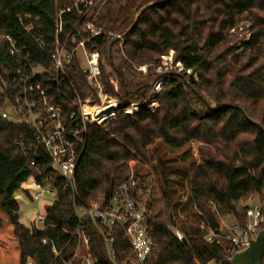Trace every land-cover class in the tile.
Wrapping results in <instances>:
<instances>
[{
    "label": "trees",
    "instance_id": "1",
    "mask_svg": "<svg viewBox=\"0 0 264 264\" xmlns=\"http://www.w3.org/2000/svg\"><path fill=\"white\" fill-rule=\"evenodd\" d=\"M85 2L0 0L2 31L29 51L30 62L52 70L48 90L52 102L61 105L66 115L76 110L75 93L86 98L91 86L77 62L66 69V76L53 69L33 36L50 45L59 29L61 40H86L87 48L100 53L108 89L112 90V80L118 81L119 89L114 94L118 103L115 119L86 126V143L76 172L78 194L59 184L57 198L46 207L43 229L20 221L15 200L21 184L36 173L17 143L32 137V129L0 114V264H81L75 257L78 239L71 234L80 226L76 207L100 196L108 199L117 185L147 176H133L131 162L149 161L161 144L176 150L195 143L213 150L202 162L184 169L190 202L210 227L220 226V216L239 217L236 210L245 207L241 200L251 195L264 202V0ZM152 3L157 4L140 15ZM243 17L251 24L250 35L239 47L232 44L230 32ZM88 23L103 31L89 38ZM28 26H32L30 32ZM170 51L185 72H154L151 67ZM17 60L8 43L1 42L0 76L19 68ZM135 65L150 68L141 73ZM188 70L196 76L192 81ZM160 79L161 89L153 96ZM132 103L139 109L126 115L124 109ZM82 225L90 236L96 264H123L133 259L120 230L113 229V262L100 226L90 219ZM176 228L183 232V239L176 237ZM148 230L157 252L147 264H229L225 247L208 241L193 223L179 225L173 216L167 223L152 216Z\"/></svg>",
    "mask_w": 264,
    "mask_h": 264
},
{
    "label": "built area",
    "instance_id": "2",
    "mask_svg": "<svg viewBox=\"0 0 264 264\" xmlns=\"http://www.w3.org/2000/svg\"><path fill=\"white\" fill-rule=\"evenodd\" d=\"M26 30L30 32L32 26L26 27ZM86 31H89V38H92L103 30L93 23H88ZM58 32L59 29L50 45L42 38H32L41 51L49 56L52 68L62 75L66 76V69L74 62L82 65V73L92 90L86 98L75 93L76 110H72L69 115H66L61 105L52 102L48 90L52 82V70L45 68L41 63L30 62L29 51L20 48L17 40L4 33L0 26V43H8L10 53L18 59L17 63L20 65L8 75L0 76V92L5 95H0V114L3 118H13L16 122L25 123L32 129V137H23L17 143L29 165L36 171L30 175V188L24 191L39 203L46 195L55 200L59 184H62L64 190L78 194L76 172L80 153L86 143V126L103 125L114 120L118 108L114 96L119 92L118 81L112 80V90L108 89L102 78L99 51L87 48L84 39L67 37L61 40ZM164 56L166 55H163L162 59ZM176 63L183 67L180 62ZM135 68L147 72L149 67L135 65ZM162 84L163 79L156 82V92H153V96L159 92ZM154 106H157L156 102L153 103ZM138 109L139 105L132 103L124 109V113L131 116ZM77 112L80 114V120H77ZM152 184L153 179L149 176L131 178L117 185L108 199L100 196L96 201L76 207L80 226L71 234L78 239L75 257L81 264H96L90 249V236L82 225L87 219L100 226L108 256L113 262L114 228L122 232L132 251L133 259L123 264H147L149 258L155 255L156 244L148 230L149 221L153 216V203L150 199ZM244 206V210H236L239 217H234L226 228L219 226L214 229L205 222L200 224V228L206 231L205 238L208 241L225 247L228 259L244 250L250 240L264 229V202L259 200ZM44 220L45 214H39L32 225L43 229ZM175 235L179 240L184 238L183 232L177 228ZM52 252L58 255L55 246H52ZM27 264L34 262L29 261Z\"/></svg>",
    "mask_w": 264,
    "mask_h": 264
},
{
    "label": "rangeland",
    "instance_id": "3",
    "mask_svg": "<svg viewBox=\"0 0 264 264\" xmlns=\"http://www.w3.org/2000/svg\"><path fill=\"white\" fill-rule=\"evenodd\" d=\"M96 1L104 2L105 0ZM96 1L88 0L92 5L95 4ZM77 2H83V0H77ZM241 20L238 28L230 32L233 34L232 44L239 47V43L249 37L251 25L249 21L246 20V17H243ZM104 64H106L105 69L107 71L110 70V66L106 62ZM151 68L154 72L161 74L166 72L182 74L185 72L184 68L179 67L175 62L173 52L166 54L163 59L161 58L157 66L153 65ZM139 72L147 73L142 71ZM186 73L190 76L191 71L188 70ZM194 77L196 78V76ZM113 82H115V80H113ZM153 92H156L155 85ZM212 151L213 150L206 145L195 143L188 144L176 150L169 149L161 144L158 147V153H154L155 155L150 157L149 161L137 160L131 162L133 176L136 174H148L147 176L153 179L152 214L154 217L168 223L171 216H173L179 225L193 223L200 228V224L203 220H200L199 216L196 214L195 208L190 202L188 180L184 174V169L188 168L190 164L202 162L204 159L208 158ZM167 168L169 169L163 170ZM31 180L32 178L29 177L15 192V200L19 204L20 221L26 226H32L38 215L45 214L46 207L54 201V198L49 195H46L40 203L34 201L31 196L24 191L30 188ZM169 198L171 200L170 202L168 200ZM260 199L258 195H251L247 199L241 200L240 205L244 206L250 203H257ZM233 218L232 215L218 217L220 226L226 228V225H229ZM201 230L206 234L205 230Z\"/></svg>",
    "mask_w": 264,
    "mask_h": 264
},
{
    "label": "water",
    "instance_id": "4",
    "mask_svg": "<svg viewBox=\"0 0 264 264\" xmlns=\"http://www.w3.org/2000/svg\"><path fill=\"white\" fill-rule=\"evenodd\" d=\"M157 3H152L144 7L140 15ZM137 17V21L140 19ZM194 79L193 74H190L189 80ZM229 264H264V229L260 230L255 238H252L249 245L242 251L235 253L229 258ZM210 264H214L211 262Z\"/></svg>",
    "mask_w": 264,
    "mask_h": 264
}]
</instances>
